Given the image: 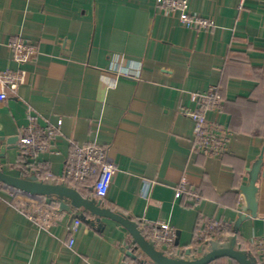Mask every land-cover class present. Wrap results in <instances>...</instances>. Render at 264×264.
<instances>
[{
  "label": "crops",
  "instance_id": "0c3cea01",
  "mask_svg": "<svg viewBox=\"0 0 264 264\" xmlns=\"http://www.w3.org/2000/svg\"><path fill=\"white\" fill-rule=\"evenodd\" d=\"M189 7L214 27L187 29L157 0H0V72L26 73L0 102V138L20 139L30 114L40 126H60L50 153L27 165L19 147L10 148L0 167L32 177L39 174L32 167L48 163L56 184L136 222L168 223L180 256L198 249V227L206 219L225 222L233 235L244 205L241 187L264 153V0H189ZM17 40L36 46L32 61L14 60ZM220 83L224 109L210 110L207 118L234 130L225 157L218 158L196 149L194 123L182 110L197 107L192 93ZM72 141L110 147L119 171L105 197L96 196L94 183L63 181ZM183 183L202 198L177 199ZM257 187V216L238 232V247L255 255L264 239V177ZM62 212L56 225L39 231L8 192H0V264H137L130 252L145 262L117 222L81 221L72 234L81 212Z\"/></svg>",
  "mask_w": 264,
  "mask_h": 264
},
{
  "label": "built area",
  "instance_id": "2783aa9c",
  "mask_svg": "<svg viewBox=\"0 0 264 264\" xmlns=\"http://www.w3.org/2000/svg\"><path fill=\"white\" fill-rule=\"evenodd\" d=\"M157 3L165 12L178 14L182 25L187 29L199 32L214 27L213 21L190 11L189 0H157ZM11 48L14 60L18 64H26L38 54L36 46L22 40L11 43ZM25 76V71L20 73L0 72V102L7 100L10 92L17 90L18 86L25 81ZM191 98L194 103H197V107H186L182 112L194 123L196 149L210 157H223L228 151L232 132L217 123L210 122L207 118L210 110L222 111L224 109V98L219 92V87H212L204 93H192ZM29 119L30 123L23 129L19 139V153L22 158L27 160L24 162L25 164L36 159L40 154L51 152L53 140L60 128L57 125H38V117L33 114L29 115ZM71 145L72 152L63 181L77 185L87 183L95 178L93 188L96 196L105 197L113 178L119 171L110 154V147L97 143L78 144L75 141H72ZM29 163L31 164V162ZM32 170L39 173L37 176L39 180L55 183L48 163H41L38 168L32 167ZM0 192H8L15 208L39 231H48L61 220L63 212L45 205L41 197L31 196L1 182ZM185 195L196 202L200 200L198 193L183 183L176 190V198L179 199ZM139 223L145 237L154 241L159 250L167 255H181L180 252L175 253L176 232L168 223L149 220H142ZM80 225L81 220L76 219L71 228L72 234L78 231ZM228 227V224L217 219L203 221L198 227L196 235L197 248L207 247L214 240L225 242L231 236L228 235ZM73 244L74 237H71L68 246L72 247ZM255 245L258 264H264V239L257 241Z\"/></svg>",
  "mask_w": 264,
  "mask_h": 264
},
{
  "label": "water",
  "instance_id": "95a60500",
  "mask_svg": "<svg viewBox=\"0 0 264 264\" xmlns=\"http://www.w3.org/2000/svg\"><path fill=\"white\" fill-rule=\"evenodd\" d=\"M4 142L6 143L2 145ZM18 144V136H11L6 139L0 138V159L5 157L7 149L18 148ZM249 172V183L241 187L244 205L234 224L233 235L225 242L214 240L207 247H201L196 250L188 249L186 255L182 254V256L165 254L157 248L154 241L145 237L138 222L121 212L105 208L100 201L84 197L76 188L66 183H47L39 180L35 175L32 177L13 176L6 173L1 167L0 182L31 196L41 197L48 204L57 203L61 211L72 213L73 209H76L81 213L75 216L74 219L84 221L87 224H101L102 219L117 222L131 235L135 250L140 251L145 258V262L150 264H212L222 258H229L238 264H258L251 252L238 247V232L243 222L257 216V182L260 177H264V153ZM176 245L178 246V239L176 240ZM129 254L133 259H138V256L134 253L130 252Z\"/></svg>",
  "mask_w": 264,
  "mask_h": 264
},
{
  "label": "trees",
  "instance_id": "16d2710c",
  "mask_svg": "<svg viewBox=\"0 0 264 264\" xmlns=\"http://www.w3.org/2000/svg\"><path fill=\"white\" fill-rule=\"evenodd\" d=\"M219 87V92L220 94L222 95V97L225 99V94H226V87L223 83H220V85L218 86ZM227 105V104H226ZM227 108V107H226ZM229 130L233 131L234 129L232 127H229ZM225 157V155H224ZM22 162H27V160L25 158H22L21 159ZM27 164H30L29 162ZM92 183H95V178L91 179L89 182H87V184L89 185H93ZM73 184V183H72ZM82 184H86V183H82ZM75 185V184H74ZM79 185V184H77ZM200 197V199L202 198L201 194L199 193V191H196ZM139 223V222H138ZM139 226H140V223H139ZM231 232L233 233V229H231ZM238 237H239V234H238ZM249 252L252 253V255L256 258L257 260V257L255 255V253L253 252V250H248ZM137 264H148L147 262H144V261H141L140 259H136L135 260ZM234 262V264H238L236 261L232 260ZM258 261V260H257Z\"/></svg>",
  "mask_w": 264,
  "mask_h": 264
}]
</instances>
